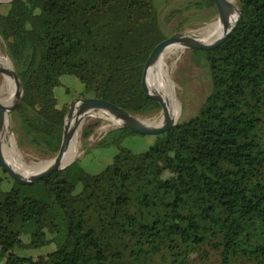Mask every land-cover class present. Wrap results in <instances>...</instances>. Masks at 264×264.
Wrapping results in <instances>:
<instances>
[{
	"label": "trees",
	"instance_id": "obj_1",
	"mask_svg": "<svg viewBox=\"0 0 264 264\" xmlns=\"http://www.w3.org/2000/svg\"><path fill=\"white\" fill-rule=\"evenodd\" d=\"M1 2L0 46L23 91L8 115L40 160L56 155L71 99L155 114L140 84L151 50L214 16L212 0ZM237 7L232 34L200 52L210 90L193 117L150 139L111 130L33 185L0 173V264H264V0ZM104 152L109 163L88 173L82 160Z\"/></svg>",
	"mask_w": 264,
	"mask_h": 264
},
{
	"label": "rangeland",
	"instance_id": "obj_2",
	"mask_svg": "<svg viewBox=\"0 0 264 264\" xmlns=\"http://www.w3.org/2000/svg\"><path fill=\"white\" fill-rule=\"evenodd\" d=\"M238 0H233L234 5L237 7ZM7 3L0 4V8ZM201 18L197 17L194 19V25H198L197 28L184 27L178 33H184L188 37H198L201 34L202 28L206 27L207 24L212 23L216 20L213 16L211 19L200 22ZM175 21L167 25V29L171 30L174 26ZM1 45V40H0ZM0 53L3 57L7 58L2 52L0 46ZM196 56V57H194ZM202 56L197 53H190V50L178 51L177 54H173L170 57H165L163 69L165 71L164 80H167L172 87V95L176 104V112L178 113V119L176 121H183L193 117L205 98L209 94L210 81L208 78L209 69L206 62L202 59ZM208 73V74H207ZM2 77L0 75V84ZM3 95L0 93V99ZM73 100V99H71ZM71 100L69 102H71ZM66 104L65 107L69 104ZM141 123L143 121L153 123L159 120L160 113L153 114L150 117L135 116ZM94 128L87 138L82 137V132L85 127L93 125ZM96 124V125H95ZM114 123L109 116L103 111H93L88 114L80 123L78 131V144H77V156L74 161L79 160L83 157V153L86 149L94 146L105 134L109 131L118 128L119 126ZM144 124V123H143ZM111 126V127H110ZM131 138H139L136 135H129ZM75 135L70 142V152L74 148L72 146ZM122 146L134 149V146L126 140L122 143ZM136 152V150L134 149ZM3 153L8 159H12V162L17 164H23L25 166H31L35 163L42 161H48L52 159L40 160L34 158L29 151L24 150L18 145L17 129L11 123L9 115H7V126L3 137ZM68 157V156H67ZM66 157V158H67ZM111 154L108 152L102 153L100 156L94 159L92 154L87 155L81 162L83 168L90 174H96L100 172L106 164L111 160ZM65 158V159H66ZM1 173V171H0ZM7 185L10 186V182L5 180Z\"/></svg>",
	"mask_w": 264,
	"mask_h": 264
},
{
	"label": "water",
	"instance_id": "obj_3",
	"mask_svg": "<svg viewBox=\"0 0 264 264\" xmlns=\"http://www.w3.org/2000/svg\"><path fill=\"white\" fill-rule=\"evenodd\" d=\"M212 1H213L214 17L216 18L215 21H219L224 27V32L222 33V35L207 47H200L196 45L194 43L195 38L188 37L184 33H175L169 36L168 38L158 42L151 50L143 66L141 83H140L142 89L144 87L145 74L153 65L154 55L159 49L167 48L170 46H177L180 48L179 51H183L184 49L190 50V53H197L198 55L200 54L202 56L200 52H209L218 48L232 34V32L234 31L235 27L237 26L241 18L240 10L236 6L231 7L225 0H212ZM0 4H3L1 0H0ZM229 8L235 9V12L237 14L236 20L230 27L227 25V15H228L227 11ZM1 74L8 75L14 81V85L16 88V95L14 101L9 106H4L0 101V171L7 181H9L10 183L14 182L15 184L20 186L33 185L38 181L49 177L51 174L63 170L64 168L68 167L74 162L72 161L63 168L60 167L62 157L64 153L67 151L71 139L73 138L74 134L77 132L81 121L86 116H88L90 112L103 111L109 114L114 119L116 124L119 126L118 128H123L128 132H130L131 135L139 136V138L141 139H150L153 137L160 136L165 132L169 131L176 124V122L172 120L169 117L168 113L166 112L165 106L161 101V99L159 98V95L157 94L151 95L145 93L144 89H143L144 95L147 98L155 101L159 105V110L155 112V114L160 113L159 118H162V123L158 127H151L147 125L145 126L138 119H136L135 116L130 115L129 113H127L126 111L112 104L109 101L95 97L74 98L73 100H71V102H69V104L65 108L60 146L55 157L51 160L50 165L46 169L42 170L41 172L35 175L21 179L20 177H17V175L13 173L11 167L7 164L5 160V155L3 153V137L7 126V115L10 112H12L21 101L22 93H23L22 85L12 68L10 71L7 69L0 68V75ZM72 115L74 116V124L72 127H69L68 122L72 117Z\"/></svg>",
	"mask_w": 264,
	"mask_h": 264
},
{
	"label": "bare ground",
	"instance_id": "obj_4",
	"mask_svg": "<svg viewBox=\"0 0 264 264\" xmlns=\"http://www.w3.org/2000/svg\"><path fill=\"white\" fill-rule=\"evenodd\" d=\"M225 1L231 7L232 6L235 7L233 0H228V1L225 0ZM227 12H228L227 25L230 27L234 23V21L236 20L237 14L235 12V9H232V8L231 9L229 8ZM221 26L223 27L222 24H221ZM215 30H218V28L211 27V26H206V27L202 28L201 34L198 37H195L194 43L200 47H207V46L211 45L218 37H220L222 35V33L224 32V27L219 31H215ZM207 41H211V42H207ZM179 50H180V48L177 46H170L167 48L159 49L154 55L153 65L151 66V68L148 70V72L145 74V77H144V87H145V84L150 85L151 86V91H150L151 95H153V94L159 95V98L161 99V101L163 102V104L165 106L166 112L168 113L169 117L172 120H174L175 122L178 119V116H176L178 113L176 112L175 101L174 100L171 101L172 87L167 80H164V76L166 73L163 69V65H164L163 62H164L165 57H170L173 54L175 55V54H177V52ZM0 68L7 69L9 71L11 70V65H10L8 59L3 57L1 55V53H0ZM1 77H2V81L0 84V93H1V95H3V98H1L0 101L4 106H9L14 101L13 100L14 98L12 99V97L15 94L16 88L14 85V81L8 75L1 74ZM155 77L158 79V83H157V81H154ZM157 84L159 85V91L157 89ZM146 91H147V89H146ZM14 97H15V95H14ZM107 116H109V119H111L114 123H116L114 121V119L109 114H107ZM156 122L162 123V118H159V120ZM156 122L149 123V122L143 121L145 126L147 125V126H151V127H158L161 125V123H156ZM73 124H74V116L72 115V117L70 118V120L68 122V126L72 127ZM78 131H79V128H78L77 132L75 133V137L73 140L72 146L74 148L70 152V145H69L67 148V151L64 153V155L62 157L61 166H60L61 168L67 166L69 163L74 161V159L77 156ZM50 163H51V160L35 163L34 165H31V166H25L23 164H18V165H20L24 168H27V169L28 168L36 169L35 171H29V172L24 173L27 175H23V174L17 172V169L7 162V164L11 167L13 173L15 175H17V177H20L21 179L22 178H28L32 175H35V174L41 172L42 170L46 169L50 165Z\"/></svg>",
	"mask_w": 264,
	"mask_h": 264
}]
</instances>
